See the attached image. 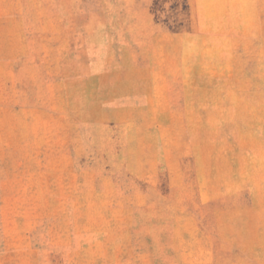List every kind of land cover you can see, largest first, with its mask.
<instances>
[{
  "label": "rangeland",
  "instance_id": "374dc122",
  "mask_svg": "<svg viewBox=\"0 0 264 264\" xmlns=\"http://www.w3.org/2000/svg\"><path fill=\"white\" fill-rule=\"evenodd\" d=\"M0 264H264V0H0Z\"/></svg>",
  "mask_w": 264,
  "mask_h": 264
}]
</instances>
